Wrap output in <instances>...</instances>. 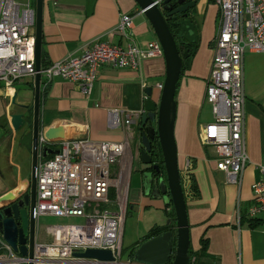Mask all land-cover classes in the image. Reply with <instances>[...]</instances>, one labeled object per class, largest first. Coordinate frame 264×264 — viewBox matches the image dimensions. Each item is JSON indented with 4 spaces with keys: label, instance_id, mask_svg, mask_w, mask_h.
Here are the masks:
<instances>
[{
    "label": "crops",
    "instance_id": "crops-1",
    "mask_svg": "<svg viewBox=\"0 0 264 264\" xmlns=\"http://www.w3.org/2000/svg\"><path fill=\"white\" fill-rule=\"evenodd\" d=\"M33 2L34 7L36 0ZM41 6V53L46 63L66 54H77L85 43L97 37L126 44V38L114 26L121 12L132 15V23L127 29L137 45L145 46L156 38L147 15L135 0H43ZM218 8L214 0L196 2L192 19L197 41L176 86L173 127L177 165L187 208L189 245L198 250L201 238L206 239L199 264H264V210L260 211V221L254 223H250L251 218L244 212L252 201L254 192L251 184L259 178L257 164L264 153L263 50L252 51L246 47L242 59L245 92L243 124L249 158L239 173V181L229 182L226 179L225 171L217 168L215 163L218 157L215 144L204 143L199 136L201 124L212 118L211 103L204 100V85L218 28V21L215 23ZM164 61V56L159 54L142 56L138 67L112 66L109 62H102L88 93L82 92L75 81L61 75H54L46 83L42 74L39 78L41 130L48 125L68 121L70 124L64 128L67 138L87 136L92 140L118 141L126 137L128 145L113 164L116 171L111 179L117 178L123 186L126 214L135 211L138 220H148L146 228L149 224L163 223L166 221L164 215L171 212L167 194L156 195L144 190L141 175L149 166L141 161L138 153L139 114L143 110L142 99L146 96L144 87L149 84L152 100L159 99L157 82L164 79ZM33 78L34 75L20 76L10 86L0 82V200L4 202L10 198L12 190L25 187L29 180L31 125L29 127L27 123L26 128L15 130L9 117L12 111H31ZM205 103L210 105L208 113L207 108L204 109ZM117 107L139 111L129 130L122 123H110L109 113ZM47 144L53 148L56 146ZM134 172H140L141 181L131 188L130 176ZM141 237V232L135 234L133 243Z\"/></svg>",
    "mask_w": 264,
    "mask_h": 264
},
{
    "label": "built area",
    "instance_id": "built-area-1",
    "mask_svg": "<svg viewBox=\"0 0 264 264\" xmlns=\"http://www.w3.org/2000/svg\"><path fill=\"white\" fill-rule=\"evenodd\" d=\"M214 1L220 18L204 85V100L211 103L212 118L201 124L199 136L204 143L215 144L217 168L225 171L229 182H237L249 158L243 124L242 59L246 47L264 51V0ZM31 3L32 0H0V82L6 86L12 85L15 78L34 75L36 71L35 8ZM131 23L132 15L121 12L114 25L126 38V44L97 37L85 43L75 55L66 54L40 65L43 81L61 75L88 93L102 62L138 67L142 56L163 55L156 38L145 46L137 45L127 29ZM157 84L160 88L163 80ZM138 113L126 107L112 108L110 123H122L129 130ZM38 133V145L53 143L59 149L38 156L35 214L37 217L46 213L79 216L82 221L48 223L45 231L50 238L45 241L36 238L32 255L12 247L0 232V264H152L120 256L127 205L122 197V184L111 178L116 171L113 164L128 145L126 137L114 141L74 136L51 141L41 131ZM257 166L260 175L251 184L254 195L244 212L259 218L264 210V153ZM111 187L114 197L108 192ZM87 247L109 249L112 258L81 255ZM187 264H199L194 254Z\"/></svg>",
    "mask_w": 264,
    "mask_h": 264
},
{
    "label": "water",
    "instance_id": "water-1",
    "mask_svg": "<svg viewBox=\"0 0 264 264\" xmlns=\"http://www.w3.org/2000/svg\"><path fill=\"white\" fill-rule=\"evenodd\" d=\"M43 0H36L35 7V28L34 32V53L35 57V73L33 78V100L30 104L31 108V128L30 133L32 140L31 146V167L29 169L30 175L25 187H19L18 190H12L9 194L10 198L7 201L0 200V232L5 240L15 249L21 253H28L32 255V244L34 243L33 230L35 229L36 217L34 204L36 200V166L38 165V156L43 157L49 153H56L58 147L43 144L38 145V132L41 131L48 139L55 141L61 138H67L64 132L67 124L70 122H59L54 125H48L45 128L40 127V70L41 57L40 52L42 32L41 15ZM141 6L145 15H147L150 25L154 28L156 39L161 44V51L164 56L165 74L163 75V84L160 87L159 99L152 100L151 86L148 84L144 87L146 96L142 99L143 110L139 114V128L140 130V154L141 161L151 166L156 167L153 163V153L156 147H159L161 153L162 164L164 165L165 174L160 172L153 175L152 171L145 168L142 172V186L145 191L150 190L156 195L167 194L173 204L175 215V234L173 229L165 228L159 233H154L138 241L135 245L131 257L134 261H144V263L152 264H187L189 262V248L190 240L188 219L186 215V202L184 200V190H182V183L180 177L179 165H177V144L174 139V127L176 102L175 87L179 81V74L182 70V60L184 55H188L194 51V45L190 49L183 47L179 49V44L175 38V34L168 26L167 17L171 13H177L180 18L172 20L171 23L179 27L178 36L179 41L187 39V41L194 40V25L188 9L196 3L195 0H135ZM177 2V4H176ZM170 4V5H169ZM176 4V6H172ZM171 6L168 10H164ZM15 103V98L12 99ZM20 105L26 107L27 104L19 102ZM29 112L25 110L11 112L9 121L16 130L21 127L26 121ZM148 166V165H147ZM169 221V219H167ZM30 232V237L27 239V231ZM81 255H93L94 257L112 258L110 250L103 247H87ZM28 264H32L29 262Z\"/></svg>",
    "mask_w": 264,
    "mask_h": 264
},
{
    "label": "rangeland",
    "instance_id": "rangeland-1",
    "mask_svg": "<svg viewBox=\"0 0 264 264\" xmlns=\"http://www.w3.org/2000/svg\"><path fill=\"white\" fill-rule=\"evenodd\" d=\"M33 1L34 0H32L31 4L34 3ZM211 2H213V0H211ZM195 9H196V7H194V9H193L194 12L196 11ZM219 18H220V16H219V13H218L217 16H216L215 23H217V21H219ZM194 38H196V37H194ZM196 41H197V38H196ZM184 56L188 60L192 56V53L191 54L189 53L188 55H184ZM175 98H177L176 93H175ZM175 98H174V100H175ZM205 107L207 108L206 112L208 113V109H210V105L208 103H205L204 109H205ZM26 126H28V125L25 122L19 128H24V127L26 128ZM29 127H30V124H29ZM140 175H141L140 172H134L132 174V176H130V179H131L130 180V187L131 188H133L134 184H136L137 182L141 181ZM173 211L174 210L169 212L168 215L167 214L164 215V219L166 221H163L162 224H167L166 228L173 229L174 234H175V231H176V228H175L176 220H175V215H174ZM168 218H169V221L167 220ZM35 221H36V229H35L36 238L37 239H42V241H45V240L50 238V234L45 231L46 230V225L48 223L82 221V219L79 218V216H66V215L55 216L54 214L46 213V215H40L39 217H37ZM147 222H148V220L145 221V222H143V220H138L137 217H136V212L135 211L134 212L130 211L129 213L125 214V220H124V226H123V236H122V240H121L122 252H120V256H121L122 259L131 256V252H132L133 245H134L132 239H134L135 234H137L138 232H141V236L146 234L147 231L145 233H142V232H144L145 229H147L146 228V223Z\"/></svg>",
    "mask_w": 264,
    "mask_h": 264
},
{
    "label": "trees",
    "instance_id": "trees-1",
    "mask_svg": "<svg viewBox=\"0 0 264 264\" xmlns=\"http://www.w3.org/2000/svg\"><path fill=\"white\" fill-rule=\"evenodd\" d=\"M172 17H170V15L167 17V21L169 22L168 23V26H170V28H171V30L173 31V33L176 35V33L178 32V30H179V27L178 26H176L175 24H173V23H171V21H170V19H171ZM194 46L196 45V38L193 40V43H192ZM182 46V45H181ZM41 52H42V50H41ZM40 52V57H41V65L43 64H45L46 62H45V60H44V57H43V54ZM186 60H187V58L185 57V56H183V60H182V68L187 64L186 63ZM45 62V63H44ZM178 83H179V81L177 82V86H178ZM175 89H176V87H175ZM177 90V89H176ZM175 93H176V91H175ZM32 113H31V111L29 112V115H28V117L26 118V121H27V123L28 124H30L31 125V115ZM152 153H153V161H154V163L156 164V166H158V168H159V172H162V174H165V169H164V165L162 164V157H161V153H159V147H156L154 150H152ZM149 166V165H148ZM191 186H192V182H191ZM191 186H190V188H191ZM113 187H111L110 189H109V193H110V195L111 196H113L114 197V193H113ZM169 200H170V198H169ZM169 203L171 204V211L172 210H174L173 209V205H172V203L169 201ZM174 212V211H173ZM250 218H251V221H250V223H254V222H259L260 220H259V218H256V217H254V216H249ZM167 227V224H162V223H160V224H152V225H149L148 227H147V232H146V234H144V235H142V237L141 238H139V239H136L135 240V242H134V245H133V249H134V247H135V245L138 243V241H140V240H144V239H147V237H149L150 235H152V234H154V233H159L161 230H163V229H165ZM202 240H201V247L200 248H198V250H194V249H192L191 248V246L189 245V248L187 249V253H189V260H190V257H191V255H195V259H196V261H197V263H198V259H199V256H200V254L201 253H203L202 251L205 249V247H206V239H204L203 237L201 238ZM133 249H132V252H133ZM131 252V253H132Z\"/></svg>",
    "mask_w": 264,
    "mask_h": 264
},
{
    "label": "flooded vegetation",
    "instance_id": "flooded-vegetation-1",
    "mask_svg": "<svg viewBox=\"0 0 264 264\" xmlns=\"http://www.w3.org/2000/svg\"><path fill=\"white\" fill-rule=\"evenodd\" d=\"M170 1H172V0H170ZM188 1V0H187ZM196 2H198V0H195ZM176 4H177V2H176ZM176 4H172V6H176ZM170 5V4H169ZM171 6H169V7H167V8H164V10L163 11H165V10H168L169 8H170ZM194 7H196V3H194L193 4V6L190 8V10L188 9V13H189V15H191V17L193 16V13H192V11H193V9H194ZM170 17H172L171 19H170V21H172V20H176V18H180V16L177 14V13H171V15H170ZM175 36V38L177 39V42H178V44H179V49H182L183 47H186L187 49H190L191 47H193V40H191V41H187V39H185V40H183L182 42L181 41H179V36H178V32L176 33V35H174ZM182 45V46H181ZM154 163V162H153ZM149 165V167H147V169H149V170H151L152 171V173H153V175H157V174H159L160 172H159V168H158V166H156L155 168H154V166H151L150 164H148ZM35 202H36V200H35ZM35 229H36V223H35ZM35 229L33 230V234H34V241H35V239H36V234H35ZM30 232H29V230L27 231V239L30 237Z\"/></svg>",
    "mask_w": 264,
    "mask_h": 264
}]
</instances>
